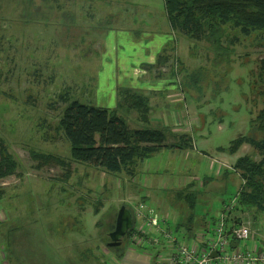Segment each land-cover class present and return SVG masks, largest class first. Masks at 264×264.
Instances as JSON below:
<instances>
[{
  "label": "rangeland",
  "instance_id": "rangeland-1",
  "mask_svg": "<svg viewBox=\"0 0 264 264\" xmlns=\"http://www.w3.org/2000/svg\"><path fill=\"white\" fill-rule=\"evenodd\" d=\"M59 1L64 8L58 11ZM163 13L162 0H0V138L19 163L0 185V264H117L130 242L124 237L122 248L106 245L122 206L132 229L146 230L142 246L158 236L144 225L149 216L164 217L172 228L180 224L176 236L187 242L184 229L212 231L242 185L237 172L223 170L243 155L260 160L248 145L235 155L225 149L241 135L261 138L250 122L264 107V34L243 36L225 27L218 37L189 40ZM132 28L146 38L140 41ZM138 44L144 54L150 48L147 59L127 69ZM167 60L173 65H164ZM135 74L138 81H130ZM118 87L149 97L150 124L140 123L136 110L125 112ZM64 91L82 104L117 106L129 128L160 129L166 144L186 134L192 146L163 148L138 161L133 177L70 161L68 143L54 130ZM187 124L190 130L181 133ZM32 151L59 156L66 165L36 168ZM176 193L195 198L191 221ZM254 224L251 231L264 233V216Z\"/></svg>",
  "mask_w": 264,
  "mask_h": 264
},
{
  "label": "trees",
  "instance_id": "trees-1",
  "mask_svg": "<svg viewBox=\"0 0 264 264\" xmlns=\"http://www.w3.org/2000/svg\"><path fill=\"white\" fill-rule=\"evenodd\" d=\"M162 2L163 14H165L167 23L173 31H178L189 40L200 41L207 38L206 33L211 36L216 34L218 37L219 32L224 31L225 27L237 30L243 36H250L253 33L264 34V0H162ZM57 3L59 11L63 5L60 4V1ZM86 16L91 17L88 13ZM168 63L169 60L164 65L168 67L173 65L172 62ZM260 70L264 71V60L261 61ZM141 93L134 92L129 88L120 89L118 87L115 97L120 98L122 105L125 106V112L128 109L136 110L139 115L138 121L147 125L150 124V112H152L150 99ZM62 94L64 95H60L59 99L64 103V107L54 130L68 143V160L70 161L91 165L108 173L125 170L130 177H133L136 172V163L150 158L157 151L163 148L185 149L192 146L191 138L186 134L179 136V143L166 144L165 133L160 129L129 128L125 118L117 113V106L105 108L82 104L77 100L78 98H71L67 91ZM181 101L184 102V99ZM116 104L120 108L122 107L117 101ZM187 120L186 112L185 120L182 122H187ZM250 124L252 129L261 134V138L255 140V138L241 135L232 140L225 149L228 155H235L240 148L248 145L260 156L258 161L248 155L238 157L231 167V171L223 170L222 172L223 174L237 172L242 183L230 200L234 206L226 221L228 230L245 222L252 229L251 224L253 223L255 227L254 223L264 216V107L258 111L257 116L251 120ZM188 130H190V124H187L180 132L186 133ZM31 157L37 160L36 168L51 163L66 165L64 159L52 154L32 151ZM18 169L17 159L0 138V185L3 180L15 175ZM3 195L4 192L0 186V201ZM178 196L186 200L190 210L188 220L191 221L194 218L195 198L189 195L184 197L182 194H178ZM250 212H253V222H251L252 220L243 221L242 215ZM175 227L172 229L176 233L182 229L178 223ZM191 229V227L184 229L189 239L192 236L196 237L192 234ZM130 232H127L125 238L128 239ZM255 234L256 232L253 235L256 236ZM250 237L244 242L248 241ZM198 240L203 241L201 238ZM242 243L232 238L228 242L227 251H234L242 247L244 244ZM204 245L205 243H202L201 247ZM249 250L258 253L264 250V245L258 251ZM122 255L123 253L120 251L119 257Z\"/></svg>",
  "mask_w": 264,
  "mask_h": 264
},
{
  "label": "built area",
  "instance_id": "built-area-1",
  "mask_svg": "<svg viewBox=\"0 0 264 264\" xmlns=\"http://www.w3.org/2000/svg\"><path fill=\"white\" fill-rule=\"evenodd\" d=\"M181 125L177 122L173 124L175 128H179ZM233 206V202L223 205L212 231L205 228L199 235H195L194 240L187 238V242L176 236V232L173 231L174 228L172 229L170 226L162 227L163 223H166L164 217L160 219L154 216L145 218L144 225L153 229L165 241L164 245L161 244L162 250L157 252L158 257L155 264H264V250L254 253L248 248L239 247L234 251H227L228 242L232 238L238 242H244L254 234V231H251L249 224L246 222L230 230L227 229L226 221ZM140 228L137 230L142 231L144 235L146 230L144 227ZM145 236H147V233ZM198 238L203 239V241H199ZM151 240L154 243V238ZM200 243H205V245L201 247ZM164 250L166 251L165 256L163 254ZM212 253H215V257H211Z\"/></svg>",
  "mask_w": 264,
  "mask_h": 264
},
{
  "label": "crops",
  "instance_id": "crops-1",
  "mask_svg": "<svg viewBox=\"0 0 264 264\" xmlns=\"http://www.w3.org/2000/svg\"><path fill=\"white\" fill-rule=\"evenodd\" d=\"M133 29V31H134V33H139V39H141L140 41H143L145 38H146V34H144V32L143 31H139V30H136L135 28H132ZM139 41V42H140ZM140 44V43H139ZM138 44V46L137 47H135L133 50H135V52H134V57L130 60V61H128L127 62V66H128V68L127 69H130L131 70V68H132V66L133 65H137L138 63H143V62H145L144 60L145 59H147V56H148V53H149V51H150V48H148V52L147 53H143L142 52V50H141V48H139V47H141L140 45ZM158 49H162V47H158ZM159 50V51H160ZM152 54V53H151ZM153 57H154V61H153ZM155 55H153L152 56V58H151V60H150V64H154V62H155ZM135 61V62H134ZM148 63V62H147ZM121 70H123V68L121 67L120 68ZM127 74H129V71H126V72H123L122 74H120V75H127ZM123 77H125V76H123ZM128 78H129V80L130 81H138V79H137V74H135L134 76H127ZM175 86L176 85H173L172 87H174L175 88ZM154 117L152 116V119H153ZM154 120L155 121H157V118L155 119L154 118ZM169 144V143H168ZM172 149H175V148H172ZM161 151V150H160ZM160 151H157L156 153H158V152H160ZM211 168V167H210ZM218 172V171H217ZM136 173H137V171H136ZM136 173H135V175H136ZM211 178V177H210ZM184 183H186V181H183L182 182V185H184ZM184 187V186H183ZM185 188V187H184ZM186 189V188H185ZM189 190H188V193L189 192H191V191H193L192 193L193 194H195L194 192V190H190L191 188H188ZM193 189V188H192ZM179 194V193H178ZM178 194L176 193V196L179 198V199H183V198H181V197H179L178 196ZM233 216V215H232ZM256 225V224H255ZM259 225V224H258ZM163 226H164V228L165 227H169L170 226V221H166V223H163ZM257 231H258V229L257 228H255ZM197 230V233H194L193 231H192V234L193 235H196V234H200V232L202 231V230H204V229H202V228H197L196 229ZM262 230L264 231V226H263V228H262ZM255 232V231H254ZM197 235V236H198ZM256 236H254V235H251V237H250V239L248 240V241H245V242H243L242 244V247L243 248H249V249H252L253 251H258L259 249H261L262 247H263V245H264V233H259V232H256V234H255ZM143 245V244H142ZM141 245V246H142ZM144 246H146V244L144 245ZM158 252V251H157ZM123 253H125L124 255H123V257H121L119 260L118 259H115L113 262L115 263V262H117V264H152L153 263V260H154V258H153V256L156 254V250H155V248L154 247H147V249H145V248H131L130 246H129V249H124V251H123ZM4 259V258H3Z\"/></svg>",
  "mask_w": 264,
  "mask_h": 264
},
{
  "label": "water",
  "instance_id": "water-1",
  "mask_svg": "<svg viewBox=\"0 0 264 264\" xmlns=\"http://www.w3.org/2000/svg\"><path fill=\"white\" fill-rule=\"evenodd\" d=\"M133 227V221L128 209L124 206L120 207L116 219L113 231L108 235L110 243L106 246L109 248H116L121 245L122 238L125 237L127 232H129ZM211 257H215V253L211 254Z\"/></svg>",
  "mask_w": 264,
  "mask_h": 264
},
{
  "label": "flooded vegetation",
  "instance_id": "flooded-vegetation-1",
  "mask_svg": "<svg viewBox=\"0 0 264 264\" xmlns=\"http://www.w3.org/2000/svg\"><path fill=\"white\" fill-rule=\"evenodd\" d=\"M140 227H137V228H140ZM140 229H142V228H140ZM130 231L131 232H130V234L128 236V241L130 243H127V245L130 246L131 248H139V249L140 248H145L146 249L147 247H154L155 248V244H165V241L162 238H160L159 236H157L156 238H154V240H155L154 243H152L149 246H141V244L138 245L137 243H147V242H145V239L143 238V236H145L146 232L143 235V232L142 231L139 232L138 230H135V227L133 229H131ZM125 237H126V235H125ZM145 237H147V236H145ZM122 243L123 242H121V244ZM133 244H136V246L133 245ZM157 257H158V255H157V251H156V254L153 256L154 260H153L152 264H155V262L157 260L156 259Z\"/></svg>",
  "mask_w": 264,
  "mask_h": 264
}]
</instances>
